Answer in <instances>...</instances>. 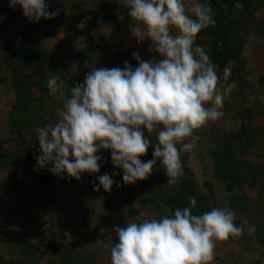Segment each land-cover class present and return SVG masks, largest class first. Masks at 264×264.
Masks as SVG:
<instances>
[{
  "label": "clouds",
  "instance_id": "1",
  "mask_svg": "<svg viewBox=\"0 0 264 264\" xmlns=\"http://www.w3.org/2000/svg\"><path fill=\"white\" fill-rule=\"evenodd\" d=\"M9 6H18L29 23L59 15V9L49 11L46 0H10ZM123 7L137 44L150 41V51L162 58L146 61L133 52L134 69L127 61L123 68H92L83 84L69 89L56 122L35 129L36 165L79 181L84 173H99L98 153L109 150L113 167L122 170L123 184L146 180L157 161L167 184H175L183 175L181 154L195 146L194 132L223 116L224 98L236 83L218 87L216 65L195 42L202 30L216 23L208 0H124ZM77 68L73 64L71 71ZM63 86L58 74L47 80L49 95ZM150 144L152 159L142 160ZM97 179L96 192H109L116 183L107 173ZM195 207L192 196L189 206L172 215L114 225L117 242L105 245L111 264H211L216 243L240 237L244 226L234 223L236 214L229 207H213L199 215L193 214ZM248 231L254 232L255 226Z\"/></svg>",
  "mask_w": 264,
  "mask_h": 264
},
{
  "label": "rangeland",
  "instance_id": "2",
  "mask_svg": "<svg viewBox=\"0 0 264 264\" xmlns=\"http://www.w3.org/2000/svg\"><path fill=\"white\" fill-rule=\"evenodd\" d=\"M80 1L85 3L89 14L93 13V15H100L101 7L103 8L109 2V0ZM80 1L48 0L49 9L56 6L54 9H59V15L50 22L43 19L36 36L37 46L41 49L54 50L56 60L63 63L66 71L73 73L71 71L73 64L69 58L83 46H93L98 56H105L107 53L119 60L128 57L130 60L127 62L133 69L137 66V62L132 57L133 52L146 61L158 62L162 58L158 53L150 51V41L145 40L142 44H137L136 39L131 36L129 30L131 19L125 16L128 12L126 8L123 9L121 18L127 26L114 28L98 20L94 22L78 17L73 9ZM118 1L124 4V0ZM9 4L10 0H0V45L5 48L8 47L9 42L3 34L15 36L17 40H20L23 39V34L20 33L21 30L16 31L15 27L25 24L27 29L31 28L25 23L24 16L17 17L21 9L18 6L12 8ZM68 7H73L71 12ZM261 15L264 17V9L256 13L253 20L245 21L242 26L245 31H242L244 38L241 60L245 62L243 72L247 85L242 89L237 73L231 72L229 67L222 70L218 76V87L223 90L227 84L233 81L236 83V87L224 98L222 107L225 110L221 109L223 116L197 129L193 134L194 148L190 152L181 154L180 157L202 193H207L204 185L211 186L213 196L207 202L212 204V208H231L236 214L234 223L237 226H244V232L240 237L216 243L214 260L211 264H264V246L258 243V238L264 237V143L262 145L257 143L258 145L253 147L254 151L249 154L242 153L241 157L244 156L251 167L258 168L252 169L251 173L255 174H251L247 182L241 183L239 191H234L230 195L214 178L211 158V153L218 143L217 140L222 139L221 136H226L236 124H239L238 118L244 115L246 110H249L252 115L248 125L264 130V52L255 46L259 40L253 38L252 30L249 31L254 27L253 22ZM245 26L249 28L248 31ZM225 70L228 73L227 77L224 75ZM78 72L79 68L74 74ZM7 76L4 70L0 71V113L9 110L6 102L12 95ZM34 92L38 94L35 89ZM58 97V94L54 96V98ZM60 101H63L62 105L65 102ZM49 104L51 109L53 108L54 115L44 114V126L55 123L58 118L57 110L63 107H59L55 101ZM6 126L0 122V139H5L8 135ZM145 135L148 134L145 132ZM151 139L153 143L156 142L155 133L151 134ZM258 139V142H264V131ZM10 146L11 144L6 145L7 148ZM150 148H152L151 144L148 150ZM29 149L33 157L39 154V149L34 145H31ZM148 150L145 156L141 157L142 160L150 159L147 157ZM98 155L101 156V161L100 171L97 174L84 173L79 181L67 177L66 174L51 178V191L55 194L56 201L45 213L30 211L27 221H23L17 214L14 200L7 196L3 198V205L0 204V259L2 262L15 257L11 251L16 250L17 242L24 240L34 242L37 237L53 232L68 249L73 247L81 255L92 254L95 249H100L93 264H111L110 249L105 245L117 242L116 234L112 231L114 225L125 227L132 219L140 222L166 216L167 210L163 208L162 211L161 197L172 193L170 186L162 185L163 187L159 186L158 189L155 187V182H150L149 187H154L155 190L149 193L142 185L145 181L151 180L154 175L158 178L160 174H163L159 161L146 180L125 185L121 180L122 170L112 165L110 151L102 150ZM113 172L117 175H112ZM105 173L109 174L116 183L109 192H105L102 188L98 192L93 191V186L98 185L97 176ZM6 176L5 170L0 171V181ZM20 183L21 188L33 185V174L22 175ZM28 205L29 202H26L25 206L28 207ZM251 225L255 226L254 232L248 231ZM259 231L261 232L257 235ZM108 236L112 237V241ZM41 262H47L45 256Z\"/></svg>",
  "mask_w": 264,
  "mask_h": 264
},
{
  "label": "trees",
  "instance_id": "3",
  "mask_svg": "<svg viewBox=\"0 0 264 264\" xmlns=\"http://www.w3.org/2000/svg\"><path fill=\"white\" fill-rule=\"evenodd\" d=\"M120 2L109 0L103 8L101 7L100 15L97 14L99 17L93 13L89 14L87 6L82 1L78 2L74 9L68 7V10L70 12L72 9L75 10L78 17L81 16L86 20L90 19L94 22L98 20L107 26L119 28V26H127L121 18L125 8ZM237 2L242 4L239 9L234 7ZM208 3L215 13L216 23L215 26L202 30L195 42L205 48L210 60L216 65L218 76L222 70L229 67L231 72L237 73L239 84L244 89L247 81L243 72L245 62L241 60L244 38L242 31H245L242 26L245 21L253 20L254 15L264 9V0H208ZM53 9L50 8L49 11L56 10ZM127 15L128 12L125 14L128 18ZM22 16L21 10L17 17ZM126 17L123 18L127 19ZM46 21L50 22V20ZM25 23L31 28L27 29L25 24L15 27L16 31L21 30L23 39L17 40L15 36L3 34L7 37L9 44L6 48L0 45V71L4 70L7 73L8 87L12 91L11 98H8L6 102L9 110L0 113V122L7 125L8 133L5 139H0V171L7 172L5 179L0 181V204L6 196L13 199L17 214L23 221H27L30 211L45 213L56 201L55 194L51 191V178L54 175L47 168L37 167L35 157L29 149L31 145L39 149L35 129L45 127L44 114L54 115L49 103L55 101L59 107L63 106V101L60 100L66 101L70 97L69 86L83 84L85 75L92 68H123L124 62L130 60L128 57L119 60L107 53L105 56H98L93 46H83L69 58L71 63L79 68L78 73H71L66 71L63 63L56 60L54 50L41 49L37 46L36 36L43 19L39 23H29L25 19ZM253 26L249 31L252 30L253 38L259 40L255 46L264 52V17L261 15L256 18ZM248 29L246 28L247 31ZM51 74H58L59 79L64 81L63 88L57 93L60 100L54 98L55 95H49L47 80ZM34 89L38 94H35ZM221 109L225 110L223 107ZM251 117L250 111L246 110V113L238 118L239 124H236L230 133L221 136L222 139L216 138L218 143L211 153L214 178L224 186L229 195L239 191L241 183L247 182L251 174H255L251 173L252 169L258 168L251 167L244 156L241 157L242 153L249 154L254 151L253 147L255 148L257 143L261 145L264 143L258 142L264 130L248 125ZM8 144H11L10 148L6 147ZM152 151L153 149L150 148L147 153L150 159H152ZM181 163L183 175L175 184H167L168 178L162 170L163 174H160V177L157 178L154 175L151 180L142 184L145 191L152 193L155 190L154 187H149L150 182H155V187L158 189L159 186H170L172 193L161 197L162 211L163 208L167 210L166 216L174 214L178 208L189 206V197L192 196L196 198V207L192 209L193 214L199 215L210 211L212 204L207 201L213 196L211 186L204 185L207 193H202L192 178L190 170L184 162ZM24 174H33L34 184L21 188L20 177ZM26 202H29L28 207L25 206ZM162 211H160L161 214ZM56 236L50 232L37 237L34 242L19 241L16 243V250L11 251L15 257L6 262L0 259V264H93L100 252V249H95L92 254L81 255L73 247L68 249ZM258 241L261 246H264V237H259ZM44 256L47 262L42 263Z\"/></svg>",
  "mask_w": 264,
  "mask_h": 264
}]
</instances>
